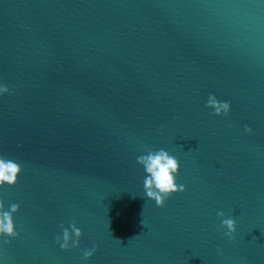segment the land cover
<instances>
[{"label":"water","instance_id":"1","mask_svg":"<svg viewBox=\"0 0 264 264\" xmlns=\"http://www.w3.org/2000/svg\"><path fill=\"white\" fill-rule=\"evenodd\" d=\"M0 155V264H264V0H0Z\"/></svg>","mask_w":264,"mask_h":264},{"label":"clouds","instance_id":"2","mask_svg":"<svg viewBox=\"0 0 264 264\" xmlns=\"http://www.w3.org/2000/svg\"><path fill=\"white\" fill-rule=\"evenodd\" d=\"M141 162L149 173V178L145 181L146 188L148 189L147 195L150 198H155L159 205L163 206L166 198L176 195L183 190L176 182V176L180 173L181 165L179 160L174 156L161 150L143 158ZM22 172V166L18 162L0 155V188L16 186ZM153 188L158 190L162 195H157L156 191H153ZM18 210V205H12L13 212ZM226 223L229 227H233L234 225L233 221H227ZM76 235L79 236L80 233L77 231ZM18 237L19 233L15 230L12 216L8 211H5L4 202L0 200V246L6 243L10 244L12 238L17 239ZM68 238L69 233L65 229L64 239L68 240ZM57 241L59 242V237H57ZM60 246L65 249L68 247L66 243H62ZM0 254H2V248H0Z\"/></svg>","mask_w":264,"mask_h":264}]
</instances>
